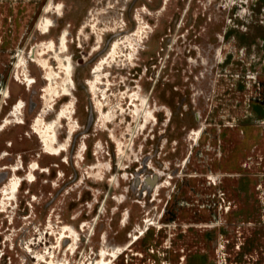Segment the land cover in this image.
I'll return each instance as SVG.
<instances>
[{
	"label": "rangeland",
	"instance_id": "374dc122",
	"mask_svg": "<svg viewBox=\"0 0 264 264\" xmlns=\"http://www.w3.org/2000/svg\"><path fill=\"white\" fill-rule=\"evenodd\" d=\"M247 243L264 0H0V264H247Z\"/></svg>",
	"mask_w": 264,
	"mask_h": 264
},
{
	"label": "bare ground",
	"instance_id": "6f19581e",
	"mask_svg": "<svg viewBox=\"0 0 264 264\" xmlns=\"http://www.w3.org/2000/svg\"><path fill=\"white\" fill-rule=\"evenodd\" d=\"M52 22L51 21H47L46 23H45V25L43 26L42 25V29L43 30H45L46 31V29H48V30H50V28L51 27H53V25L51 24ZM66 34H67V30H65L64 31V33H63V35H62V37H61V43L63 44V46H65V47H67V43H66ZM116 53V51H115V49L114 50H112L111 52H110V54H109V56H108V59H112V58H114V54ZM107 59V58H106ZM106 59H103V62L106 60ZM67 65V64H66ZM102 64H98L97 65V68H96V71H95V73H96V75H97V80L96 81H98L99 82V75H100V69L102 68ZM68 78H69V80H70V82H71V84H72V86H73V88L75 89V86H76V84H75V81H74V78H73V70H72V67L70 66V67H68ZM92 86H93V89L95 90V92H96V85H95V83H92L91 84ZM91 87V86H90ZM6 91V90H5ZM6 92H8V91H6ZM5 92V93H6ZM94 94H96V93H94ZM8 97H9V95H7ZM6 96V97H7ZM97 105H98V110H99V112L101 111V114L103 115V114H105V111L104 110H102V105H103V103H101V101H97ZM17 107V106H16ZM17 112V111H16ZM64 113V112H63ZM13 114H14V112H13ZM12 115V114H11ZM169 115H171V112H169ZM70 116V115H69ZM73 117V116H72ZM60 118H65L62 114L60 115ZM19 120H20V118H18ZM40 120L41 119H38L37 121H36V125H35V128L37 129V131L38 132H40L41 133V135H43V133L45 132V133H47V131H48V129H46V131H42V129L40 128V126H37V124H39L40 125ZM72 128V127H71ZM75 131L72 129L71 131H70V133H69V136L71 137L72 136V134L74 133ZM55 134V133H54ZM51 135V137H50V140H52V139H54V136L56 137V135ZM57 134V133H56ZM53 136V137H52ZM44 139V138H43ZM44 142H46L47 143V140H45L44 139ZM49 142V141H48ZM83 146H85L86 147V149L88 150V147H87V145L86 144H84V145H82V147ZM47 148H54L53 146H51V145H49V143H47ZM81 153H83V150L81 151ZM34 167V166H33ZM13 171H14V175H13V177H11L12 179L11 180H9L10 182H8V186L4 189L3 188V191L2 192H4V191H10L12 194H15L16 195V193L18 192V184L20 183V182H22V180H23V178H21V177H19L18 175H17V171H18V169H17V167H14V169H13ZM105 261V260H104Z\"/></svg>",
	"mask_w": 264,
	"mask_h": 264
},
{
	"label": "crops",
	"instance_id": "0c3cea01",
	"mask_svg": "<svg viewBox=\"0 0 264 264\" xmlns=\"http://www.w3.org/2000/svg\"><path fill=\"white\" fill-rule=\"evenodd\" d=\"M248 248L247 264H264V243H247Z\"/></svg>",
	"mask_w": 264,
	"mask_h": 264
}]
</instances>
